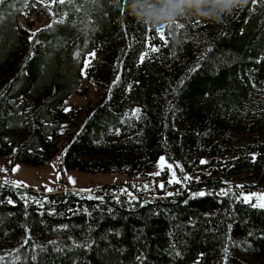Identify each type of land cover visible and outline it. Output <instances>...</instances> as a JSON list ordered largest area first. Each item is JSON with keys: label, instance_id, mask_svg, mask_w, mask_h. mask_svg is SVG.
Returning a JSON list of instances; mask_svg holds the SVG:
<instances>
[{"label": "trees", "instance_id": "trees-1", "mask_svg": "<svg viewBox=\"0 0 264 264\" xmlns=\"http://www.w3.org/2000/svg\"><path fill=\"white\" fill-rule=\"evenodd\" d=\"M28 3L0 0V157L123 179L87 196L0 177V264H264V208L242 199L264 191V0L157 27L140 0H65L33 34ZM82 75L102 94L66 112Z\"/></svg>", "mask_w": 264, "mask_h": 264}, {"label": "rangeland", "instance_id": "rangeland-1", "mask_svg": "<svg viewBox=\"0 0 264 264\" xmlns=\"http://www.w3.org/2000/svg\"><path fill=\"white\" fill-rule=\"evenodd\" d=\"M65 1V0H64ZM34 3H28L27 7L20 12V14L16 17L17 25L26 30L29 34H33L36 31H39L42 28L47 27L53 22L54 12L50 7L54 4L60 2H54V0H31ZM29 5V6H28ZM100 57L97 53H90L83 57L82 61V72L83 68L94 64L96 59ZM81 88H85L84 94L72 93L64 100V106L77 108L83 107L87 103L97 101V99L101 96L102 90L96 89L94 86L89 83L84 75L80 80L78 85V90ZM262 139H264V135H261ZM251 139V134L242 133L239 135H234L230 137V142L234 145L243 144ZM13 169H16L13 171ZM120 175L117 173H85L79 172L72 169H64L61 168L59 163V155H55L52 158L46 160L43 165L40 166H31L23 163H15L10 164L9 159L7 157H0V177L7 178L11 182H16L29 185V186H37L41 185L45 191L47 189H52V191L62 188L69 187V189H80L81 192H87V196H90V191H82V190H90L89 187H94L96 185H100L103 183H111L112 181H121L123 177L117 176ZM71 177L75 182L69 180ZM249 179L238 176L235 181L239 185H250L252 182L248 181ZM264 186V181L261 183ZM81 188H83L81 190ZM251 194H256L251 197L253 204H257L260 196H264V191L252 190L251 192H245L242 195V199L245 201V197ZM250 200V201H251ZM249 201V202H250ZM195 264H202L200 261H197Z\"/></svg>", "mask_w": 264, "mask_h": 264}, {"label": "clouds", "instance_id": "clouds-1", "mask_svg": "<svg viewBox=\"0 0 264 264\" xmlns=\"http://www.w3.org/2000/svg\"><path fill=\"white\" fill-rule=\"evenodd\" d=\"M247 2L248 0H151V3H145L140 0L139 9L134 16L144 25L157 27L172 22L182 9H195L197 15L210 19L208 11L203 7L206 3L230 14L233 9L242 8ZM120 3L124 4L125 0H120Z\"/></svg>", "mask_w": 264, "mask_h": 264}, {"label": "snow or ice", "instance_id": "snow-or-ice-1", "mask_svg": "<svg viewBox=\"0 0 264 264\" xmlns=\"http://www.w3.org/2000/svg\"><path fill=\"white\" fill-rule=\"evenodd\" d=\"M54 2H60V3H63L64 2V0H54ZM256 2V0H253V3H255ZM27 3V0H25V4ZM163 27L164 26H161V27H159V28H157L156 29V31L157 32H161V30L163 29ZM177 27L178 28H182L183 27V25L182 24H177ZM152 51H156V49H152ZM93 55H94V53H93ZM141 61H143V59H144V56L142 55L141 56ZM119 78H117V80H118ZM115 83V82H114ZM66 112L67 111H69L70 109H68V108H65L64 109ZM139 113V109H136L135 110V112H134V114H138ZM201 163H207V161H201ZM163 164H164V158L163 157H161L160 158V165L161 166H163ZM16 169H13V171H15ZM158 174V173H157ZM185 179H189V177H185ZM69 180L70 181H72L73 183L75 182L71 177H69ZM16 184H17V186H19V182H16ZM164 185L163 184H161L160 185V187H163ZM48 191H52V189H47ZM82 191H90V190H82ZM169 195H171V193H169ZM195 195H199V196H203V195H205V193H203V192H200V193H196ZM253 195H256V194H251V195H249V196H246L244 199H245V202H249L250 200H251V197L253 196ZM90 199L92 198V197H89ZM9 202L11 203L12 201L11 200H9ZM253 207H261V208H264V196H260L259 197V201H258V203L257 204H254L253 205ZM225 257H227V248H225ZM4 259V257H0V261H2Z\"/></svg>", "mask_w": 264, "mask_h": 264}]
</instances>
